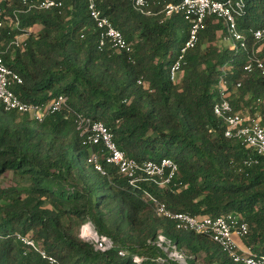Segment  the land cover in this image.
Returning <instances> with one entry per match:
<instances>
[{
  "label": "trees",
  "instance_id": "1",
  "mask_svg": "<svg viewBox=\"0 0 264 264\" xmlns=\"http://www.w3.org/2000/svg\"><path fill=\"white\" fill-rule=\"evenodd\" d=\"M60 1L59 9L20 12L23 32L9 33V27L0 32L4 62L23 79L13 87L23 102L69 98L68 109L42 123L7 112L0 103V180L8 172L14 177L10 187L0 186V264H51L16 234L33 239L58 264H138L135 257L139 264H180L158 245L161 236L186 254L188 264H240L211 237L178 230L175 222L159 217L145 191L173 212L240 216L249 224L246 245L264 251V157L227 139L223 120L214 114L217 83L227 67L235 111L264 126V75L245 70L252 57L264 61V41L250 33L264 27V0H245L238 18L246 50L218 47L225 43L226 26L209 20L177 82L170 79V67L188 39L189 24L181 15L160 12L182 0H153L156 15L139 13L131 0H95L133 45L132 55L99 48L88 0ZM1 5L8 14L23 9L20 0ZM23 33H28L25 46L9 47ZM79 115L105 123L131 159H173L182 185L134 187L102 160L105 174L97 171L89 157L101 147L83 144ZM255 160L259 163H245ZM87 222L113 241L112 250L98 251L81 239Z\"/></svg>",
  "mask_w": 264,
  "mask_h": 264
},
{
  "label": "built area",
  "instance_id": "2",
  "mask_svg": "<svg viewBox=\"0 0 264 264\" xmlns=\"http://www.w3.org/2000/svg\"><path fill=\"white\" fill-rule=\"evenodd\" d=\"M1 1L3 0H0V32L9 27V33L13 31L23 32L19 17L20 12L29 13L36 10L59 9L63 6V1L60 0H20L23 9L14 10L8 14L5 7L1 5ZM131 1L139 13L156 15L152 10V5L157 2L153 0ZM88 10L99 31V48H110L119 53L132 55L133 45L113 25L112 21L97 8L95 0H88ZM160 13L165 14L166 17L181 15L189 24L188 39L180 48L170 67L172 82L178 81L186 55L198 46L200 35L206 30L209 20H222L225 23L226 35L222 41L243 51L247 49L246 38L238 27V18L245 13V0H182L179 3L166 4ZM250 33L256 41H264V27L252 29ZM27 38L28 33L18 34L10 42L9 47H24ZM5 52L0 50V103L5 111L27 115L31 120L42 123L49 116L68 109L69 98L66 95H59L47 104L23 102L13 91L14 86L23 84V79L4 62ZM245 70L249 73L255 70L260 71L264 75V61L252 57L251 62L245 66ZM240 87V83L236 85L237 89ZM216 88L218 101L214 106V114L225 124L224 136L227 139L240 141L246 148L253 149L258 156L264 157V126L259 119L253 118L243 111H235L229 98L227 67L222 68V75ZM76 123L85 146L101 147L100 152H93L89 157V163L93 164L97 171L105 174L102 160L106 164L116 167L119 173L125 176L130 185L134 187H139L143 183H154L160 187L182 185L176 181L179 178V166L173 159L163 158L160 161L139 162L127 157L125 152L118 147L112 130L105 123L93 121L81 115L77 117ZM245 163L250 166L258 164L259 160ZM144 197L152 204L159 217L175 222L178 230L211 237L235 263L264 264V251L257 253L252 247L248 246L245 250L240 247L237 240H244L249 235V224L240 216L232 213L217 217L192 216L189 213L171 211L165 202L149 191L144 192ZM15 237L18 241L40 253L51 264H58L55 258L49 257L30 237L20 234H16ZM80 237L84 241L92 243L95 249L101 252H107L114 248L113 241L106 236H100L90 222L82 226ZM164 244H166L165 247ZM158 245L168 253L169 258L178 261L180 264H188L186 254L179 252L176 245L167 242L164 237H159ZM119 255L126 257L127 252L120 250ZM134 261L139 264L141 259L135 257ZM161 261L163 262V260Z\"/></svg>",
  "mask_w": 264,
  "mask_h": 264
},
{
  "label": "rangeland",
  "instance_id": "3",
  "mask_svg": "<svg viewBox=\"0 0 264 264\" xmlns=\"http://www.w3.org/2000/svg\"><path fill=\"white\" fill-rule=\"evenodd\" d=\"M34 31H39V28H34ZM218 45V47H225L228 46L229 44L227 43H216ZM14 183V177L12 172H8L6 173L0 180V186L3 188H7L10 187L11 185H13ZM199 264H202V261H199Z\"/></svg>",
  "mask_w": 264,
  "mask_h": 264
},
{
  "label": "crops",
  "instance_id": "4",
  "mask_svg": "<svg viewBox=\"0 0 264 264\" xmlns=\"http://www.w3.org/2000/svg\"><path fill=\"white\" fill-rule=\"evenodd\" d=\"M238 241V243H239V245H240V247L243 249V250H245L248 246L246 245V243H245V241H243V240H237Z\"/></svg>",
  "mask_w": 264,
  "mask_h": 264
},
{
  "label": "clouds",
  "instance_id": "5",
  "mask_svg": "<svg viewBox=\"0 0 264 264\" xmlns=\"http://www.w3.org/2000/svg\"><path fill=\"white\" fill-rule=\"evenodd\" d=\"M8 112V111H7ZM16 113V112H15ZM244 241V240H243Z\"/></svg>",
  "mask_w": 264,
  "mask_h": 264
}]
</instances>
